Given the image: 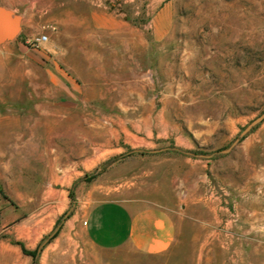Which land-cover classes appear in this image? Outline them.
<instances>
[{
    "label": "rangeland",
    "instance_id": "obj_1",
    "mask_svg": "<svg viewBox=\"0 0 264 264\" xmlns=\"http://www.w3.org/2000/svg\"><path fill=\"white\" fill-rule=\"evenodd\" d=\"M0 7V264H264V121L220 152L264 112V0ZM101 200L169 209L174 245L96 247L71 217Z\"/></svg>",
    "mask_w": 264,
    "mask_h": 264
},
{
    "label": "crops",
    "instance_id": "obj_2",
    "mask_svg": "<svg viewBox=\"0 0 264 264\" xmlns=\"http://www.w3.org/2000/svg\"><path fill=\"white\" fill-rule=\"evenodd\" d=\"M71 220L93 245L106 250L129 247L144 255H159L167 252L177 238L173 214L158 205L135 208L124 202L101 200L76 209Z\"/></svg>",
    "mask_w": 264,
    "mask_h": 264
},
{
    "label": "water",
    "instance_id": "obj_3",
    "mask_svg": "<svg viewBox=\"0 0 264 264\" xmlns=\"http://www.w3.org/2000/svg\"><path fill=\"white\" fill-rule=\"evenodd\" d=\"M22 28L21 17L13 14L8 9L0 7V44L16 38ZM264 121V112L251 121L247 127L234 140L232 145L221 150V153H229L248 133Z\"/></svg>",
    "mask_w": 264,
    "mask_h": 264
},
{
    "label": "trees",
    "instance_id": "obj_4",
    "mask_svg": "<svg viewBox=\"0 0 264 264\" xmlns=\"http://www.w3.org/2000/svg\"><path fill=\"white\" fill-rule=\"evenodd\" d=\"M64 216L67 218L69 216V214L68 213H65ZM57 232L58 231H56V233L53 236H56ZM23 252H24V254L29 255V256H32L34 259H36L37 258V253H38V249H36L34 251H28V250H26V249L23 248Z\"/></svg>",
    "mask_w": 264,
    "mask_h": 264
},
{
    "label": "built area",
    "instance_id": "obj_5",
    "mask_svg": "<svg viewBox=\"0 0 264 264\" xmlns=\"http://www.w3.org/2000/svg\"><path fill=\"white\" fill-rule=\"evenodd\" d=\"M47 40H48L47 35H41L40 37L37 38L36 42L40 44L46 42Z\"/></svg>",
    "mask_w": 264,
    "mask_h": 264
}]
</instances>
